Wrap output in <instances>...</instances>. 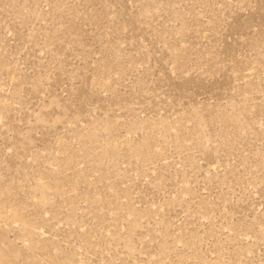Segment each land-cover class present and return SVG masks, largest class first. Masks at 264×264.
I'll return each instance as SVG.
<instances>
[{
  "label": "rangeland",
  "instance_id": "1",
  "mask_svg": "<svg viewBox=\"0 0 264 264\" xmlns=\"http://www.w3.org/2000/svg\"><path fill=\"white\" fill-rule=\"evenodd\" d=\"M0 264H264V0H0Z\"/></svg>",
  "mask_w": 264,
  "mask_h": 264
}]
</instances>
